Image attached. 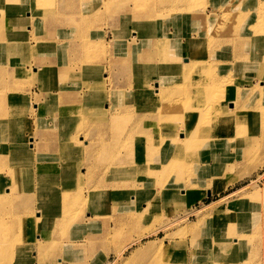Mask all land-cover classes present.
<instances>
[{"label": "rangeland", "instance_id": "obj_1", "mask_svg": "<svg viewBox=\"0 0 264 264\" xmlns=\"http://www.w3.org/2000/svg\"><path fill=\"white\" fill-rule=\"evenodd\" d=\"M57 1L33 0L35 10L32 11L38 16L37 11L48 10L53 6L55 8ZM145 1L151 4L156 0ZM145 1L101 0L97 13L100 17L94 25L102 28L106 25L105 17L110 19L116 17L120 18L117 24L120 29L131 30L134 37L146 38L148 40L146 44L150 47H156L158 41L162 42L159 61H165V68L162 67V70L169 72L170 79H175L170 86L168 82L163 83L161 87L159 83L157 84L159 79L153 74L155 70L157 72V68L155 69L156 66L153 67L152 64L147 68L143 66L140 71H146L149 74H146L147 77L136 76L133 82L129 81L127 84L124 81L122 83L112 81L107 76V70L103 69L97 76L92 75L83 79L81 85L74 84V91H68L66 96L68 102L64 106L68 108H64L63 113L59 111L58 116H54L57 114L55 112L52 114V119L55 117L53 124L58 125V128L55 127L53 132H46L44 129L49 127V119L43 117L42 102L38 94L32 90L36 80L15 79L16 81L5 84L10 88L9 94L5 95L9 98L3 100L8 105L3 107L1 102L0 113L4 114L11 106L16 114L10 112V120H0L2 122L0 136L3 139L7 133L9 145V149H6L2 142L0 143V192L4 193L5 188H8L10 193H4L0 197V223L5 222V228L0 227V264H19L14 263V257L18 262L17 258L20 256L34 259V263L33 261L21 263L22 260L20 264H71L65 252L67 240L73 236L85 238L79 237V233L82 232L74 229L76 224L79 225L84 218L87 220L93 210H98L97 218L93 217V221L107 223L110 220L113 227L116 216H128L139 211L136 202L142 201L148 186L145 180H141L142 171H145L141 167L145 164L159 169V162H163L165 150L179 149L180 144L177 138L174 140L175 136L178 135L183 142L191 143L188 134L193 131L198 138L194 145L198 147L189 149L193 156L190 155L188 158L187 172L181 174L180 179H172L175 174L155 172L149 179L153 183L156 178H163V183L160 182L161 187L160 184L152 186L151 189L156 194L149 198L152 200L146 216L134 218L135 225L141 231L145 230L141 241L128 243L124 253L116 257L112 251L114 250L112 243L106 242V230L102 234L99 232L95 234V230L86 229L87 234L90 236L95 234L98 237L78 242L70 252V257L74 259L73 264H102V259L103 264H264V47L263 51L259 48L250 50L253 59L262 60L259 73L254 79H247L248 63L243 67L240 66L241 62L233 64L219 60L221 53L228 54L222 49L234 47L235 43L227 38L232 31L247 32L246 25H249L252 30L255 29L253 31L264 34V0H255L252 3L254 7H251L250 20L246 16L251 13L243 16L245 14L242 10V0H191V7L186 9V14L184 12L185 20L178 19L175 14L168 12L162 19L154 20L153 25L148 23L146 16L152 8L153 10L156 8H149ZM208 7H212L209 14L217 7L222 19L219 20L216 29L210 30L211 33H207V36L195 39L197 47L192 52L193 55L185 60L180 57V60L175 62L179 58L174 52L175 43L168 27L175 25L174 18L180 26L188 24L190 20L186 17L189 16L197 17L204 22L205 14L201 13ZM126 9L134 13L136 20L132 18V14L123 13ZM179 10L183 11L185 8ZM234 38H238V35L235 34ZM8 41L9 43L1 41V45L15 44L12 40ZM116 42L118 47L124 48L126 45L125 40L116 39ZM101 43L105 49L109 45L104 35L101 36ZM78 46L86 49L82 62V65L86 66V71L89 65L105 63L106 50L98 51V45L94 41L82 36L79 43H76V48ZM3 52L0 51V62L5 59ZM34 52L33 50L32 53ZM80 62L81 60L74 65L66 62L68 63L66 76L70 81L81 80L80 72L75 68ZM169 62L178 64V67L170 68ZM193 63L196 66L186 67L187 64L192 66ZM18 67L20 65L14 67L16 78L29 72L20 74L16 70ZM35 97L39 102V110L38 107L35 109L33 107ZM128 103L132 105L129 106ZM135 107L147 111L145 116L141 117H147L149 129L138 128L141 121L135 119L137 110ZM80 109L94 111L96 113L94 116L100 115L97 118L100 119L98 121L101 125H98L102 128L107 126L106 121L108 124L112 120L120 121L119 129L122 130L109 133L111 138L109 149L89 146L86 143L84 145L80 133L84 132L82 129L89 122V119L84 118H78L82 123L80 133L79 131L69 133V141L63 147V152L66 150L71 157H75V161L72 160L70 164L74 169L78 168L83 149L84 160L86 158L90 163L95 162L93 168H101L98 172L103 175V168L112 161V166L107 170V176L112 180L111 184L107 183L108 179L104 175L102 181L96 182V188L90 187L91 175L84 180L79 174L80 177L70 181L71 186L66 191L45 193L41 189L46 195L33 196L29 193L31 186H28V183L36 179V168L45 164L39 162V157H42L40 151H43V147L47 150L49 147L44 141L58 142L46 135L55 133L58 136L64 122L73 117L65 113L68 110L82 111ZM227 110L231 113L229 117L223 116ZM75 121L74 118L72 122ZM166 123L167 125H164ZM173 124H178L180 128L176 134L170 136V132L163 129ZM13 127L17 128L14 133L9 130ZM97 134L100 139L106 135L104 131ZM163 137L171 139L165 140ZM174 141L177 143H173ZM233 143L243 147L231 146ZM117 144L122 149H118ZM149 145L152 151L145 155L147 161H142L147 150L144 148ZM131 149L142 152L141 157L128 156ZM58 150L61 148L56 149V152ZM136 156L138 157L135 158ZM55 157L58 158L57 155ZM218 158L222 159L223 163L229 162H226L224 171L217 174L210 183L197 179L198 167L204 165L201 163L210 159L213 164ZM166 160L179 164V161L169 157ZM51 163L48 161L46 165L50 166ZM88 166L86 164L82 168L88 171L90 168ZM129 166L131 167L128 168ZM12 168L15 170L9 174L7 171ZM126 168L128 170L124 171ZM44 172L43 168L38 171L43 175ZM78 172L81 173L83 170L80 172L78 169ZM51 176L48 175L49 178ZM182 180L184 184L178 188ZM188 180L197 181L200 185L191 188L190 183H186ZM37 183L38 180L33 186L37 187ZM89 188L96 189V192L99 191L102 195L107 196V193L109 195L100 201L96 195L89 196ZM209 192L213 195H209ZM63 195V198L70 197L64 208L66 212L57 205V208H53L54 215L47 218L46 226L35 223L34 220L37 214L39 215L37 212L44 213L43 206L46 200L56 199L58 202ZM143 206L144 202L140 208L143 209ZM41 227H45V230L36 233L35 230L39 231ZM110 234L114 235V240L118 243L126 238V235ZM21 237L26 240H19ZM224 239L228 242L222 246L219 253V246ZM26 241H29L30 246ZM223 251L225 256L221 258ZM9 256H12V259Z\"/></svg>", "mask_w": 264, "mask_h": 264}, {"label": "crops", "instance_id": "obj_2", "mask_svg": "<svg viewBox=\"0 0 264 264\" xmlns=\"http://www.w3.org/2000/svg\"><path fill=\"white\" fill-rule=\"evenodd\" d=\"M5 1L6 3L14 2L15 7L12 9L13 11L3 12L0 10V33H3L0 34V40H12L15 44L0 45V51H4L3 55L5 58L3 62H0V79H11L10 81L13 79L36 80L32 90L38 94L42 102L41 113L43 117L49 119L51 127L58 128V125L53 124L55 117L52 119V114L53 112L58 113L59 111H63L64 105L68 102L66 99L67 93L70 90L74 91V84L81 85L83 79L92 75L97 76L103 69L107 70V76L112 81L121 83L124 81L127 84L129 81L133 82L136 76L140 78L142 76L147 77L146 74L148 73L146 71H140L143 66L147 68L149 64H152L153 67L156 66L155 69L157 68V72L155 70L153 74L159 79L157 84L159 83L160 87L163 83L167 84V82L170 86L175 81V79H170L168 71L162 70V67L165 68V61H159L161 47L158 45V42L156 47H150V45L146 44L148 40L142 37L145 34L141 36L142 38H139L140 36L134 37V33L129 29H120V26L117 25L120 18L113 17L110 19V17H105L106 25L102 28L94 25V22L100 17L97 13L101 0H58L55 8L53 6L48 10L37 11L39 12L38 16L36 12L34 14L32 11L35 10V7L32 5L33 0ZM17 6L18 9L20 8L18 12L15 10ZM211 9L212 7H208L207 13H210ZM123 13L132 14V18L136 20V17L133 16L134 13L130 12V10L126 9ZM193 18L184 26H180V23L174 18L173 22L177 24L175 23V25L172 24V27H168L175 43L174 52L177 58H179L175 62H178L180 57L182 60L190 57L196 48L195 39L207 36L208 19L203 22L197 17ZM103 35L109 41L106 49L101 43V36ZM190 35L192 36L191 38H189ZM82 36L87 37L90 41H94L98 45V51L102 49L106 50L107 56L104 64L95 63V65H89L86 71V66L82 65L86 49L82 46L76 48V43H79ZM116 39L125 40V47H118ZM33 50L35 51L34 54L32 53ZM222 51L228 53L227 55L221 53L219 60L222 62L233 64L241 62L240 66L243 67H246L247 63L249 64L246 67L248 71L247 79H254L259 73L262 60L253 59L250 50L245 55L239 54L240 48L238 47H227L226 50L222 49ZM80 60V65L75 68L80 72L79 78L81 80L70 81L66 76L68 64L66 62L69 61V63H73L74 65L75 62ZM23 64L29 73L16 78L14 67ZM169 65L170 68L178 67V64L174 62H169ZM1 69H5L6 72L2 73ZM29 69H31V72ZM35 71H38V73H35ZM5 95L0 90V97L4 98ZM2 104L4 105L3 107H7L8 105L5 101H2ZM128 105L131 106L132 103H128ZM33 107L34 109L38 107L39 110V102H37L36 97L33 101ZM135 109H137L135 119L141 121L138 128L149 129L147 117H141L145 116L144 114L147 111L142 110V108L135 107ZM52 153L48 154L51 159L57 154L56 150L54 151L55 155ZM36 182L37 179L29 183L31 185L29 193L35 197L46 195L42 193L41 187L33 186L36 185Z\"/></svg>", "mask_w": 264, "mask_h": 264}, {"label": "bare ground", "instance_id": "obj_3", "mask_svg": "<svg viewBox=\"0 0 264 264\" xmlns=\"http://www.w3.org/2000/svg\"><path fill=\"white\" fill-rule=\"evenodd\" d=\"M191 2H192L191 0H156L153 3L150 4L149 2L145 1V5L148 6L149 8L150 7L151 8L152 7L156 8V10H153V8H152V11L149 13L148 16H146V18H148V23L150 25H153L154 24L153 23L154 20L157 21L158 19L159 20L162 19L163 17L166 16V14L168 15V12H172L173 15L175 14L176 15L175 17L178 18V19H181V20L184 19L185 20V18H184L186 16L185 15L186 14L185 11H186V9L188 7H191ZM254 2H255V0H242V4H243V9L242 10H243V12L245 14L243 16H246V13H251L248 16H246L247 19H249V20L252 17L251 16L252 15L251 7H254V5L252 4ZM0 6H3V7L0 8V10H2L3 12L11 11L15 7L14 2L11 1V3H6L5 0H0ZM148 7H147V9H148ZM183 7L185 8V10H183V11L179 10V8H183ZM19 9H18V6H17V9H15L16 12H18ZM206 10L204 9L201 14H203V15L205 14V16H204L205 20L208 19L207 32L211 33L210 30H212L213 28L216 29V26H217L219 20L222 19V17L218 13L219 9L217 10V7H215V9L212 11L211 14L207 13ZM259 11L260 10H258V13H260ZM173 12H175V13H173ZM178 12H182V13H178ZM184 12H185V14H184ZM191 17L192 16H189V17H186V18H188L187 20H190V19L193 18V17L192 18ZM247 27H249V28H247ZM246 29H247V32H238L237 31V32L233 33L234 31H232L231 33L228 34L227 38H229L231 41H233V43H235V44H233L234 47L240 48V51H239L240 53L239 54H241V55H244L248 50H251L253 48L254 49L255 48H259V49H261L263 51L264 34H261L260 32H257V31H253L255 29L252 30L249 25H246ZM1 32H3V31H1ZM0 34H3V33H0ZM165 34H166V31H165ZM235 34L238 35V38H234ZM1 41L5 42V43H9L8 39L7 40L3 39ZM1 41H0V45H1ZM195 43H196V47H197V40H195ZM161 44H162V42L159 43V41H158V45H161ZM165 44H166V42H165ZM238 56H240V55H238ZM187 61H189V60H187ZM194 66H196L195 63H193L192 66H189L188 64L186 65V67H194ZM24 68L27 69L25 66L20 65V67H18L16 70H18L20 74H22V73L24 74V73H26V71L28 72V70H25ZM1 72L5 73L4 70L1 71ZM10 80L11 79H0V90L3 91L6 95L9 94L8 91L10 90V88H8L9 86L6 87L5 84H8L10 82ZM13 80L16 81L15 79H13ZM260 82L263 83V81H260ZM12 87H14V86H12ZM157 89H159V87H157ZM2 98L3 97H0V103L4 100V98L8 99L9 97L5 96L3 99ZM65 108H68V107H65ZM80 110H82V109H80ZM10 112H13L14 114H16L15 110H13V108L11 106H9V110L4 111V114L0 113V117H2V118H0V120H2V121L10 120L11 119V113ZM60 113H63V112L60 111ZM58 114L59 113L55 114L54 116H58ZM65 114H67L69 116H73V117L69 118L68 120H66L64 122L63 128L59 132V135L56 136L55 133L51 134V135H46L48 138L51 137V138H53L54 140H56L58 142L50 141V140H49V142L48 141H44V143H46L49 146L48 147L49 151L47 150L46 147L42 148V150H43L42 152L40 151V156H42V157L41 158L39 157V162L40 163H45V164H42V165H40V166H38L36 168V172H37L36 179L38 180L37 187L39 188V187L42 186L41 189H43L45 191V193L49 192V191L56 193L59 190H61L63 192V191H66L68 188H70V186H71V182L70 181L80 177L79 174H81V178L82 179H84L85 177H89V175H91L90 176L91 181H90V184H89L90 187L93 186L94 188H96L97 187L96 182L97 181H102L104 179V175H105L106 179H108L107 183L111 184L112 180H109L110 177L107 176L108 175L107 170L112 166L111 165L113 163L112 161L108 162L107 166L105 168H103V171H104V175H103V173L98 172L101 168H95V167L93 168L95 162L94 163H90L89 160H86V158L84 160V156H83L84 149H83L82 154L79 157V159H80L79 162L80 163L78 165V168L74 169L73 167H70V164H71L72 160H74L75 157H71L67 153L68 151H66V150H65V152H63L64 151L63 147L69 141L68 140L69 133H71L73 131H79V133H80V127H81L82 123H81V121H79L78 118H84V119H89V122H88L87 126L82 129L84 132L80 133V136L83 137V139H84L83 140L84 145L86 143L89 146L94 145V146H97L98 148H107V149H109L110 141H111L109 133L110 132L111 133H115V131L122 130V129H119V122L120 121L119 120H115V121L112 120L110 122V124H108V122L106 121L105 124L107 126L102 128L101 126H99V125H101L99 123V121H98L100 119L97 118V117H100V115L94 116L96 114L94 111L68 110ZM235 114H237V113H235ZM223 116H225V117L231 116L230 111L227 110L226 113L223 114ZM74 118L76 119V121L72 122V120ZM132 122H134V119H132ZM0 123H2V122H0ZM121 124H123V122ZM164 125H167V123L164 124ZM164 128L165 129H163V131L167 130L168 132H170V136H171L173 133H175V134L177 133L176 131L180 128V126L178 124H173L172 126H165ZM18 129H19V127H18ZM192 129H194V127ZM9 130H12V132L14 133V132L17 131V128L13 127L12 129H9ZM125 130H127L126 127H125ZM184 130H187V129H184ZM44 131L53 132L54 131V126L51 127V125H49V127H45ZM101 131H104L106 133V135H104L100 139V137H97L98 136L97 133H100ZM6 135H7V133H6ZM6 135L3 137V139H2V136H0V143L2 142L3 147L6 148V149H9V145L7 143V136ZM165 135H166V133H165ZM188 135H189L188 139H190L192 141L191 143L183 142V139H181L178 135L175 136L174 140L177 138V141L179 142L178 144H180L179 145V149L178 150L175 149L173 151L169 150V149H167V151L165 150V153L162 156L163 157V162H159V164H160V168L159 169H155V168L149 167V166H147L145 164L141 167V168L145 169V171H142V175L143 176L141 177L142 178L141 180H145L148 183V186H146L147 191L144 193L145 196L142 197V201L141 202L140 201L136 202L137 205H139L137 207V209L139 211H137L136 213H132L130 215L128 214V216H122V215L116 216L114 218V221H113V223H114L113 227H111V224H110L111 221L110 220L107 223L106 222H101V223L98 222L97 223V222L93 221V217H94V219L97 218L98 210H93V213H90V215L88 216L87 220H85V218H84V220L82 219L80 221L79 225L76 224V227L74 229L77 230V231L79 230V231H81L83 233V234L79 233L80 234L79 237H85V238L81 239V238H76L75 236H73V237H70L67 240V243L65 244L67 246V247H65V252H66L67 258L70 260L71 264H73V260L74 259H72L70 257V252H72L74 250V248L78 245V242L87 241L86 239H88V240L96 239L98 237L97 235H95L96 232H99L100 234H102L106 230V242L112 243V249H114L112 251L115 252L116 257H119V256H121V254L124 253V251L127 248V244L128 243L141 241L140 240L141 237L143 235H145V233H144L145 230L141 231L135 225L134 218L136 219V217H140L141 215L146 216V214L149 212L150 201L152 200V199L149 200V198L152 195L155 196V194H156V193L153 192V190L151 188L155 184H160V182H162L163 178L162 179L156 178L153 183H151L149 181V179L153 177L152 173H155V172L159 173V172L162 171L163 173L166 172V174L167 173H170L172 175L175 174L174 176H172V179H174V178L175 179L176 178L180 179V176H182L181 174H184L185 172H187L186 169L188 168V163H189L188 162V158H189L190 155H192V154H190V150L189 149L194 148V146H195L194 144H196V142L198 141V138L195 137L194 131L190 132ZM216 137H218V136H216ZM163 138L165 140L171 139V138H165V137H163ZM213 138H215V136ZM150 139H148V140H150ZM164 139H162V140H164ZM226 140H230V139H226ZM155 141H156V139L153 140V142H155ZM230 142H234V141L230 140ZM173 143H177V142L174 141ZM161 145H163V144H161ZM233 145L236 146V147L239 146L240 148L243 147V145H238L236 143L231 144V146H233ZM117 147H118V149H122V148H120L118 146V144H117ZM57 148H59V149L61 148V150H58V152H56L57 153L56 155L58 156V158L54 157L53 159H51L50 156H48V154H51L52 152H53L52 154H54V151ZM144 149H147V150L145 151L144 159L142 161H147L146 158H145V155H147V154L149 155V152H151L152 149H150V145L148 147L144 148ZM154 150H153V153H154ZM163 151L164 150H162V152ZM191 152L196 154V152L193 151V150H191ZM140 153L142 155V152H136L134 149H131L129 151V153H128V156L131 157V156H134V155H140ZM54 155H52V156H54ZM141 155H140V157H141ZM137 157L138 156H136L135 158H137ZM168 157L171 158V159L179 161V164H175L174 161L166 160ZM211 158L213 159V155L211 156ZM45 159H47V161H44ZM55 160H57V161H55ZM190 160H192V159L190 158ZM48 161L52 162L50 166L46 165ZM222 161H223L222 159L219 160V158H218V160L213 162V164H211L210 159H208V160L204 161L203 163H201V164H204V165L203 166H199L200 168L198 167V170H197V174H198L197 176L198 177H197V179H201L204 182L210 183V181L213 178H215L217 176V174H219V173L224 171L225 167L227 166L226 162L229 163L228 161H226L225 163H223ZM135 162H137V161H135ZM236 163H239V161H236ZM86 164L90 166L88 171H86V170H84L82 168V166H85ZM130 167L131 166H129L128 168H130ZM41 168H43L45 170L44 175H43V173H38V171L41 170ZM128 168L124 169V171L128 170ZM78 169H79L80 172L83 170V172L79 173ZM13 170H15V169H13V168L9 169L7 172L9 174H11V172ZM39 174H41V175H39ZM48 175H52L51 178H49ZM38 176H39V178H38ZM146 179H148V180H146ZM39 181H43V182L39 183ZM187 182L190 183L189 186H191V188H194V187H197L198 185H200V183H198L197 181H193V180H188V181H186V183ZM29 183H28V186H31V185H29ZM98 184H100V183H98ZM183 184H184V181L181 182L180 184H178V188L181 187ZM160 187H161V184H160ZM94 188H89L88 189V192H90V195H89L90 197H93V195H96V198L98 200H100V201L102 199H106L108 197L109 193H107V196L106 195H102L99 191L96 192V189H94ZM175 188H177V186L174 187V190H175ZM8 190H9L8 188H5L4 193L10 194L8 192ZM139 191H140V189H139ZM4 193L0 192V197L3 196ZM63 197H64V195L62 196V198L58 202H57L56 199H53V200H48L47 199L45 206H43L45 208L44 213H40L39 211L37 212V213H39V215L37 214L36 219L34 220L35 223H40L41 225H45L46 222H47V218H49V217L51 218L54 215L53 208H57V205H59V209L65 211L64 208H66L65 206L67 205L68 199L70 200V197H65V198H63ZM142 202H144L143 209L140 208V205H141ZM68 207H70V206H68ZM30 210L33 212L32 209H30ZM72 213L73 214H75V213L78 214L77 212H72ZM133 214H135V215L132 216ZM68 217H67V219H68ZM70 218H71V216L69 217V219ZM141 219L142 218H140V220ZM89 220H91V221H89ZM127 221H129V223H127ZM100 226L102 228H100ZM0 227L4 229L5 228V222L0 223ZM86 229L95 230V234L90 236V234H87ZM44 230H45V227H41L39 229V231H38V229H36L35 232L36 233H38V232L40 233V232H42ZM133 230H135V231H133ZM137 230H139V231H137ZM110 233H114L116 236L126 235V238H125L124 241L118 243L117 240H114V235H112ZM23 238L24 237H21V239H19V240H22V241L26 240V239H23ZM223 238H226V237H223ZM22 241H19V242H22ZM26 242L28 243L29 241H26ZM227 242L228 241L226 239L221 241V244H220L219 250H218L219 253L221 252L222 246H224V244H226ZM231 242H233V241H231ZM28 245L30 246V243H28ZM224 256H225V253L223 251L221 258H223ZM17 257H19V256H17ZM9 258L12 259V256H9ZM17 260H18V262L15 261V257H14V263H19L20 264V262L22 260H23V262H21V263H26V262L30 263L32 261L34 263V259H28V258H26L24 256H20L19 258H17ZM102 264H103V259H102Z\"/></svg>", "mask_w": 264, "mask_h": 264}, {"label": "water", "instance_id": "obj_4", "mask_svg": "<svg viewBox=\"0 0 264 264\" xmlns=\"http://www.w3.org/2000/svg\"><path fill=\"white\" fill-rule=\"evenodd\" d=\"M208 194L211 195L210 192Z\"/></svg>", "mask_w": 264, "mask_h": 264}]
</instances>
